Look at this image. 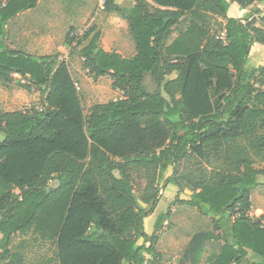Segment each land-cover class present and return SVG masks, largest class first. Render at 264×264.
<instances>
[{
  "label": "trees",
  "instance_id": "obj_1",
  "mask_svg": "<svg viewBox=\"0 0 264 264\" xmlns=\"http://www.w3.org/2000/svg\"><path fill=\"white\" fill-rule=\"evenodd\" d=\"M234 1L256 0H105L108 13L127 21L135 53L107 51L96 27L88 30L84 66L110 76L124 95L86 112L58 54L7 43L15 18L39 0H0V82L17 75L46 105L0 111V264H34L25 241L11 246L28 234L55 245V264H160L159 235L146 231L145 219L169 168L166 184L191 190L181 202L211 220L179 263L199 264L209 251L208 264H264V214H250L264 174L254 166L264 161V67L250 53L264 44V15L256 8L229 17ZM146 74L159 89H148ZM169 215L159 214L155 231Z\"/></svg>",
  "mask_w": 264,
  "mask_h": 264
},
{
  "label": "rangeland",
  "instance_id": "obj_2",
  "mask_svg": "<svg viewBox=\"0 0 264 264\" xmlns=\"http://www.w3.org/2000/svg\"><path fill=\"white\" fill-rule=\"evenodd\" d=\"M119 1L122 4L126 2ZM112 16L116 18L113 19ZM117 16L115 13H108L102 7V0H39L38 7L23 11L17 16L8 30L7 43L36 56L58 54V61L60 56L66 55L71 49L67 64L76 81L84 108L88 112L95 103L115 100L121 94L113 87L110 76L97 78L84 66L81 49L86 44V39L77 33L96 27V31L101 32L99 42L101 47L112 46V51L131 56L135 52L131 42L133 38L129 27ZM112 30L117 31L116 34ZM36 38L38 41L32 46L31 40ZM145 84L150 91L160 88L150 74H146ZM34 93L37 94L36 97ZM219 96L220 94L213 89L212 97L216 105L219 104ZM42 97L38 89H26L19 85L16 75L9 85L0 82V100L12 99L11 102L0 104V110H22L27 105L39 104ZM254 166L263 168L264 161L258 159ZM172 173V168L160 171L158 185L161 199L156 211L147 217L145 222V229L149 234L156 232L159 235L157 249L161 256L160 264H180L179 261L189 247L193 235L211 228V220L208 217L181 202L182 199L190 197L191 190L185 188L183 192H179L177 186L166 184L167 177ZM251 199L253 206L250 214L256 217L264 214V174L258 175V185L253 189ZM164 212H169L170 215L162 228L155 231L156 219ZM35 238L31 234L17 235L12 246L18 249L20 243L23 241L27 243L22 248L26 253L27 263L55 264L56 262H49L55 256V245ZM208 254L209 251L203 254L199 264H208Z\"/></svg>",
  "mask_w": 264,
  "mask_h": 264
},
{
  "label": "crops",
  "instance_id": "obj_3",
  "mask_svg": "<svg viewBox=\"0 0 264 264\" xmlns=\"http://www.w3.org/2000/svg\"><path fill=\"white\" fill-rule=\"evenodd\" d=\"M117 2H119L120 3V1L119 0H117ZM256 8H258V9H261V11H262V15H264V0H256L253 4H251V5H249V6H246V7H243V6H241L238 2H236V1H234V2H231V4H230V7H229V9H228V12H227V14H228V16L229 17H235V18H240V19H245L246 18V16L253 10V9H256ZM20 15V14H19ZM18 15V16H19ZM113 17V19L114 18H116L115 16H112ZM17 18V17H16ZM16 18H15V20H16ZM117 18H120V17H118L117 16ZM122 19V18H121ZM14 20V21H15ZM112 20V19H111ZM124 19H122V22L124 23V25L125 26H128V23H127V21L126 20H124ZM14 23V22H13ZM112 32L114 33V34H116V32L117 31H115V30H112ZM130 32V31H129ZM101 33V32H100ZM178 36V32H175L174 34H173V38H175V37H177ZM101 39V38H100ZM32 41V46H33V44H35L37 41H38V39L36 38V39H32L31 40ZM132 44H133V46H134V50H135V44H134V40L132 39ZM10 47H12V48H17V47H15V46H11V45H9ZM34 48V47H33ZM111 48H112V46H106V47H104V49L105 50H107V51H112L111 50ZM119 48V47H118ZM17 49H22V48H17ZM117 52H119V51H117ZM119 53H121V52H119ZM135 53V52H134ZM134 53H132V55L134 54ZM122 54V53H121ZM123 55V54H122ZM131 55V56H132ZM124 56V55H123ZM250 56H251V59H252V62H253V64H254V66L255 67H257V68H259V67H264V44H262V43H255L253 46H252V49H251V53H250ZM125 57H128V56H125ZM172 76L173 77H176L177 76V74H176V72H174L173 74H172ZM103 77V76H102ZM102 77H97V78H102ZM118 90V89H117ZM37 96V94L36 93H34V97H36ZM11 100L12 99H10V100H8V99H2V100H0V104H3V102H11ZM0 111H15V109H3V110H0ZM145 222H146V219H145ZM11 246H12V244H11ZM13 248H15V246H12Z\"/></svg>",
  "mask_w": 264,
  "mask_h": 264
},
{
  "label": "built area",
  "instance_id": "obj_4",
  "mask_svg": "<svg viewBox=\"0 0 264 264\" xmlns=\"http://www.w3.org/2000/svg\"><path fill=\"white\" fill-rule=\"evenodd\" d=\"M104 4H105V0H102V7H104ZM87 32H88V29L87 30H85V31H80V33H77L78 35H80V36H82L81 38H83V37H85V35L87 34ZM220 38L221 39H223V40H225V32H222L221 34H220ZM70 52H71V49H69L68 51H67V53H66V55H64V56H60V61H65V62H67V60H68V56H69V54H70ZM84 60H85V57H84ZM88 71L90 72V70L88 69ZM17 76V75H16ZM18 77V76H17ZM22 82L23 83H25V81L24 80H22ZM119 92H120V96L118 97V98H120V97H122L123 95H124V91H122V90H120L119 89ZM118 98H116V99H118ZM115 99V100H116ZM46 107V105H42V104H36V105H27L24 109H22L24 112H28V111H30V110H33V109H37V110H42V109H44Z\"/></svg>",
  "mask_w": 264,
  "mask_h": 264
},
{
  "label": "water",
  "instance_id": "obj_5",
  "mask_svg": "<svg viewBox=\"0 0 264 264\" xmlns=\"http://www.w3.org/2000/svg\"><path fill=\"white\" fill-rule=\"evenodd\" d=\"M46 62V61H44ZM6 139V136L2 133H0V141H4Z\"/></svg>",
  "mask_w": 264,
  "mask_h": 264
}]
</instances>
